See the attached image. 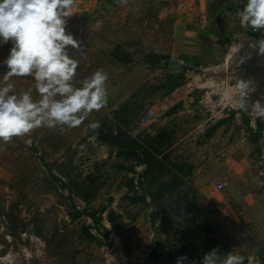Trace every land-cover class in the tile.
I'll use <instances>...</instances> for the list:
<instances>
[{
  "label": "rangeland",
  "instance_id": "rangeland-1",
  "mask_svg": "<svg viewBox=\"0 0 264 264\" xmlns=\"http://www.w3.org/2000/svg\"><path fill=\"white\" fill-rule=\"evenodd\" d=\"M189 2L198 4L111 0L69 18L67 31L84 48L83 56L69 49L80 61L77 80L103 69L109 102L78 127L0 141V264H177L181 256L202 264L213 249L264 264V119L252 111L264 98V56L257 49L214 66L171 65L173 24ZM11 47L0 44V81ZM240 80L247 111L236 106ZM12 82L38 99L32 77ZM109 132L143 149L121 155L103 139ZM146 168L156 203L141 199Z\"/></svg>",
  "mask_w": 264,
  "mask_h": 264
},
{
  "label": "clouds",
  "instance_id": "clouds-1",
  "mask_svg": "<svg viewBox=\"0 0 264 264\" xmlns=\"http://www.w3.org/2000/svg\"><path fill=\"white\" fill-rule=\"evenodd\" d=\"M126 5L128 0H117ZM76 0H0V44L11 42L9 55L2 62L7 71L0 81V141L31 135L36 129L59 128L61 132L80 126L94 111L99 112L109 102V75L97 69L77 80L80 61L70 55L75 50L83 56V47L67 31L68 20L74 15ZM240 24L253 32L264 33V0H246L237 12ZM264 56V38L250 45ZM243 43H233L230 52L238 54ZM247 57H241L243 60ZM32 77L33 89L17 92L13 78ZM248 83L240 80L235 88L239 98L236 106L248 110ZM252 111L264 119V104L255 101ZM99 121L89 124L96 130ZM244 257L229 252L222 259L213 249L203 257L202 264H244ZM187 256L177 258L184 264Z\"/></svg>",
  "mask_w": 264,
  "mask_h": 264
},
{
  "label": "crops",
  "instance_id": "crops-1",
  "mask_svg": "<svg viewBox=\"0 0 264 264\" xmlns=\"http://www.w3.org/2000/svg\"><path fill=\"white\" fill-rule=\"evenodd\" d=\"M108 1L111 0H76L74 15L90 12L98 4L105 5ZM245 3L246 0H198V4L186 3L185 12L178 16L173 24V45L169 63L174 67L203 68L257 50L250 47V38L258 40L260 37L252 36L248 29L240 24L237 16V12L243 10ZM233 43H243V48L236 55L229 50ZM260 100L264 104V98ZM262 124L264 127L263 121ZM238 181L241 186L251 183L250 179ZM260 182L264 184V181ZM253 203H246L243 212L250 210ZM262 219L264 220V216L260 217V220ZM233 221V226L238 225L235 219ZM248 222L250 223L249 220ZM260 226L262 231L259 234H264V222H261ZM97 263L94 260L76 259L69 264Z\"/></svg>",
  "mask_w": 264,
  "mask_h": 264
},
{
  "label": "trees",
  "instance_id": "trees-1",
  "mask_svg": "<svg viewBox=\"0 0 264 264\" xmlns=\"http://www.w3.org/2000/svg\"><path fill=\"white\" fill-rule=\"evenodd\" d=\"M2 63V62H1ZM3 64V63H2ZM5 66V65H4ZM263 124L259 123V129L262 130ZM103 139L114 144L118 148V153L126 156H137L139 149H143L140 141L135 137H130L122 132L114 134L113 132H109L106 136H103ZM139 158V157H138ZM140 159V158H139ZM140 161H143L141 159ZM139 187L142 190L141 199L144 200L146 198V194H148L153 202H157L160 199V195L156 194L153 190L152 180L149 178L148 169L143 172L141 179L139 181ZM85 199L89 198V195L84 196ZM80 215L81 212H78ZM95 223H99L100 218L94 214H91Z\"/></svg>",
  "mask_w": 264,
  "mask_h": 264
},
{
  "label": "built area",
  "instance_id": "built-area-1",
  "mask_svg": "<svg viewBox=\"0 0 264 264\" xmlns=\"http://www.w3.org/2000/svg\"><path fill=\"white\" fill-rule=\"evenodd\" d=\"M248 29V31L250 32V34L252 35V36H258V37H260V38H264V33H262V32H260V31H256V32H253L250 28H247ZM152 112V111H151ZM147 117H148V114H146L143 118H142V120L139 122V124H138V126H137V128H140L142 125H144L145 123H146V121H147ZM224 183L223 182H220V183H218L217 184V189H219V190H221V189H223L224 188Z\"/></svg>",
  "mask_w": 264,
  "mask_h": 264
},
{
  "label": "water",
  "instance_id": "water-1",
  "mask_svg": "<svg viewBox=\"0 0 264 264\" xmlns=\"http://www.w3.org/2000/svg\"><path fill=\"white\" fill-rule=\"evenodd\" d=\"M250 40L252 41V43H254L256 41V39H254V38H250Z\"/></svg>",
  "mask_w": 264,
  "mask_h": 264
}]
</instances>
